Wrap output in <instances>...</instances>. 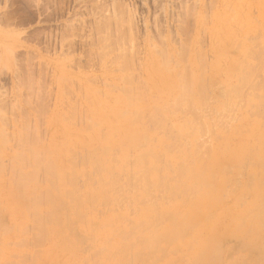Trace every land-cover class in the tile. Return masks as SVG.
Listing matches in <instances>:
<instances>
[{"label":"bare ground","instance_id":"6f19581e","mask_svg":"<svg viewBox=\"0 0 264 264\" xmlns=\"http://www.w3.org/2000/svg\"><path fill=\"white\" fill-rule=\"evenodd\" d=\"M227 14L213 19L209 71L187 67L202 60L191 45L153 54L151 80H80L69 114L61 90L47 121L55 138L16 135L13 164L0 163V264L264 263V84L252 56L225 45L239 38ZM6 146L0 129V161ZM232 167L248 178L234 182ZM225 236H244L229 263Z\"/></svg>","mask_w":264,"mask_h":264},{"label":"rangeland","instance_id":"374dc122","mask_svg":"<svg viewBox=\"0 0 264 264\" xmlns=\"http://www.w3.org/2000/svg\"><path fill=\"white\" fill-rule=\"evenodd\" d=\"M221 11L234 21L230 24L233 30L226 31L239 37L230 40L227 36L225 45L232 52L241 47L244 50H237L239 54L252 56L250 63L258 66L255 83L264 84V0H0V129L7 142L0 163L13 164L19 133L27 132L29 140L40 143L55 138L49 116L58 108L60 91L66 88L70 91L65 93L70 94L65 95L62 109L71 113L73 109H69L78 104L80 109V80L99 88L111 85L120 74L136 82L151 80L148 70L156 64L153 54L159 57L169 51L173 56L190 45L201 53L202 60L187 67L203 69L200 64L204 63L209 71L215 61L210 31L215 14ZM237 11L247 22H236ZM183 66L181 63L180 68ZM66 74L69 79L60 84L58 80ZM170 74L167 76L172 78ZM214 94L218 96V92ZM75 122L80 128L84 121ZM238 169L229 168L228 175L241 183L248 176ZM1 173L7 176L10 170ZM80 181L84 184L82 178ZM251 197L245 195L246 204L252 203ZM225 203L230 205L231 200ZM239 237H221L227 263L243 247L244 236ZM33 240L31 246L40 250L35 236ZM48 240L42 242L44 248L51 245Z\"/></svg>","mask_w":264,"mask_h":264},{"label":"crops","instance_id":"0c3cea01","mask_svg":"<svg viewBox=\"0 0 264 264\" xmlns=\"http://www.w3.org/2000/svg\"><path fill=\"white\" fill-rule=\"evenodd\" d=\"M219 94V93H218ZM213 96H216V94H213Z\"/></svg>","mask_w":264,"mask_h":264}]
</instances>
